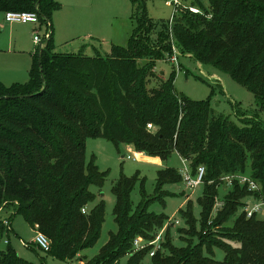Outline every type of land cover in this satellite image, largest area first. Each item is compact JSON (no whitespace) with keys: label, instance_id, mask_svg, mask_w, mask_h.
Masks as SVG:
<instances>
[{"label":"trees","instance_id":"16d2710c","mask_svg":"<svg viewBox=\"0 0 264 264\" xmlns=\"http://www.w3.org/2000/svg\"><path fill=\"white\" fill-rule=\"evenodd\" d=\"M145 1L131 0L137 27L128 49L114 46L110 55L88 56L85 50L55 51L53 15L60 10L55 0H0V15L35 12L51 31L33 54L29 81L0 83V216L14 209L51 241L47 254L62 261L118 264L129 256V264H145L149 256L152 264H264V220L242 212L233 227L228 225L245 207L243 201L264 202V125L255 118L237 124L210 101L178 95L174 78H159V85L149 87L156 62L172 56L175 45L229 74L264 109V0H208L207 5L192 0L190 7L200 13L176 10L158 35ZM141 59L144 66L138 65ZM91 138L164 162L177 154L190 163L194 176L205 168L200 232L192 207L182 212L187 228L180 234L187 247L171 244L169 229L176 224H170L154 256L153 247L134 252L136 238L153 241L170 220L149 213V201L133 212L137 178H121L113 187L118 230L94 258L83 257L99 241L105 222L104 202L90 208L91 186L101 188L106 181L94 160L87 163ZM229 176H248L260 190L253 193L235 182L214 213ZM183 181L176 169L159 172L153 201L168 195L165 185ZM3 222L0 218V235ZM196 237L199 242L192 245ZM214 248L224 251V261L214 258ZM0 264L33 263L9 249L0 250Z\"/></svg>","mask_w":264,"mask_h":264},{"label":"rangeland","instance_id":"374dc122","mask_svg":"<svg viewBox=\"0 0 264 264\" xmlns=\"http://www.w3.org/2000/svg\"><path fill=\"white\" fill-rule=\"evenodd\" d=\"M55 1L60 4V10L53 15V42L57 53H78L80 50H85L88 56H94L96 52L106 56L111 54L114 46L129 48L131 37L137 27L133 17L135 9L131 0ZM179 1L181 4H189L187 0ZM166 2L172 3V0L145 1L147 14L156 26L157 35L163 32L164 26L172 20L176 10L187 11L186 5L182 4L183 6L176 8L174 5H167ZM204 3L207 5L208 0H204ZM143 7V3L139 4L140 10ZM47 30V27L41 23L27 26L5 24L4 16L0 15V83L9 87L28 82V72L33 64L32 53L36 54L39 49L34 37L39 36L45 40ZM5 34L6 37L16 36V38L10 39V42L5 38ZM16 40L18 41L15 44ZM177 58L175 64L167 55L156 62L155 74L150 79L149 87L159 85L160 79L165 81L174 78L178 95L194 101H210L218 114L229 117L237 124L255 118L264 125V109L257 103L254 95L233 80L229 74L212 65H204L192 55L182 54L179 50H177ZM146 63V60L141 59L138 65L144 66ZM129 148L123 146L118 149L104 139L91 138L86 142L87 163L94 160L101 173L106 174L103 187L91 186L95 201L90 208L104 202L105 222L97 244L83 253V257L88 260L94 258L109 241L111 234L118 230L114 217L116 197L113 187L121 178H137L131 194L133 212H136L145 201H149V213L164 216L171 221L170 224L178 222L169 229L171 244L175 248L187 247L180 232L187 228L182 212L190 207L197 231H201L200 200L203 197V185L192 191L184 182L167 184L163 187V192L168 195L162 201H153L157 196L159 172L172 168L184 176L188 169L189 174L196 178L190 163L177 154H173L165 162L158 157H139ZM229 190L226 185L220 187V202ZM242 212L244 213V208L239 209L230 220L228 223L230 227L234 226V222ZM0 218L1 221L8 220L11 223L10 229H6L0 235L1 251L13 249L19 257L33 264H85L76 260L62 261L38 250L33 245L36 230L32 229L22 215H16L14 209L2 213ZM259 218L264 220V217ZM166 239L167 233L164 232L162 241L165 242ZM191 242L192 245H196L199 240L196 237L191 239ZM213 251L217 261H224L225 253L222 249L214 248ZM129 260L130 257L125 256L118 264H129ZM145 264H152L149 256L146 257Z\"/></svg>","mask_w":264,"mask_h":264},{"label":"built area","instance_id":"2783aa9c","mask_svg":"<svg viewBox=\"0 0 264 264\" xmlns=\"http://www.w3.org/2000/svg\"><path fill=\"white\" fill-rule=\"evenodd\" d=\"M169 6L174 5L176 8L183 6L179 0H172L171 2L167 3ZM187 10L193 12V13H200V11L193 7H186ZM4 20L8 24H31V25H38L40 24V19L37 13L35 12H7L5 13ZM172 23V20H171ZM51 31L47 30V33L45 35V40L41 39L39 36L34 37L35 43L39 47H43L46 41L50 39ZM173 54L172 56H169L170 61L172 63H176L177 58V49L175 45L172 46ZM149 129H152V125H148ZM206 174V170L204 167H200L198 169V172L196 174V178H194L192 175L189 174L188 169L185 171V175L183 176L184 183L186 187L190 190H194L199 185H202L204 183V177ZM224 185L227 187H233L234 183L237 182L241 186H246L250 192H258L259 186L255 181H253L248 176H229L223 179ZM189 198V197H188ZM245 207H244V213H246L247 218H253V217H264V202L256 200L255 198H248L245 201ZM222 207V202H217L214 213L218 212L220 208ZM85 213V210L83 211ZM171 221H169L163 230H161L156 236L155 239L151 242L146 241L145 239L138 237L134 240L133 246H134V252L138 251H144L148 247H153V252H151L150 256H154L155 252L160 249L162 239H163V233L165 229L170 225ZM4 226L7 230L10 229L11 223L8 220H4L3 222ZM178 224V222L176 223ZM36 236L33 241V245L37 247L39 250H41L44 253H48L51 250V241L48 239L46 235L39 231H35ZM82 263V262H81Z\"/></svg>","mask_w":264,"mask_h":264},{"label":"crops","instance_id":"0c3cea01","mask_svg":"<svg viewBox=\"0 0 264 264\" xmlns=\"http://www.w3.org/2000/svg\"><path fill=\"white\" fill-rule=\"evenodd\" d=\"M188 1V3L189 4H184V3H182L183 5H186L187 7H190V5H191V3H192V0H187ZM168 2H166V4H167ZM168 5V4H167ZM5 21V20H4ZM5 24H8V23H6L5 22ZM27 25H29V24H26L25 26H27ZM5 36V38H8V40H10V39H14V38H16V36L15 37H13V36H8V37H6V34L4 35ZM1 40V39H0ZM17 41L18 40H16V42H15V44L17 43ZM10 42H11V40H10ZM32 56H33V53H32ZM31 68H32V65H31V67H30V70H31ZM30 70H29V72H28V74L30 73ZM29 81V80H28ZM27 83V82H26ZM24 84V83H23ZM127 148H129V147H127ZM129 149H132V148H129ZM132 151H133V149H132ZM134 152V151H133ZM135 153V152H134ZM139 157H143V156H146V155H143V154H138V153H136ZM147 157H149V156H147ZM136 158H138V157H136Z\"/></svg>","mask_w":264,"mask_h":264}]
</instances>
